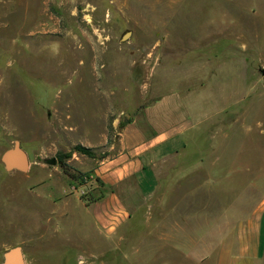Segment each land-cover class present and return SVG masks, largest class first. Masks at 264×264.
Returning <instances> with one entry per match:
<instances>
[{
	"label": "rangeland",
	"instance_id": "obj_1",
	"mask_svg": "<svg viewBox=\"0 0 264 264\" xmlns=\"http://www.w3.org/2000/svg\"><path fill=\"white\" fill-rule=\"evenodd\" d=\"M16 145L26 171L1 162ZM132 145L144 175L128 197L153 207L106 237L81 201ZM63 188L79 201L53 202ZM253 214L264 237V0H0V264L15 246L25 264H217Z\"/></svg>",
	"mask_w": 264,
	"mask_h": 264
},
{
	"label": "crops",
	"instance_id": "obj_2",
	"mask_svg": "<svg viewBox=\"0 0 264 264\" xmlns=\"http://www.w3.org/2000/svg\"><path fill=\"white\" fill-rule=\"evenodd\" d=\"M105 118L106 114L104 115V119ZM139 137V135L132 136L136 142H142ZM152 140L153 148L167 143L165 142L166 140L163 141L160 138V135L155 136ZM133 141L125 140L123 144L127 147V145L129 146ZM78 144L84 147H89V145H91L90 141L87 139H80ZM141 157V153L137 152L134 145H132V148L122 150L118 152L116 156L100 161L98 166L93 169L92 176L98 177L104 184L103 196L93 200L89 204H85L81 201V205L83 206L85 214L91 218L93 227L98 231H103L106 237H118V235L132 222L134 210L138 207L145 205H148L150 209L153 207V202H149L151 199L146 197L131 199L128 197L127 185H129V182L133 181L134 178L139 180L142 175H144ZM27 178L29 179V176H27ZM63 189V193L65 194L53 197V202H61L65 207L66 204L71 203L70 200L73 199L71 198L73 195L76 197L75 200L79 201L75 194L67 192L65 188ZM254 213L256 214V211H254ZM57 214V218L60 219V221L68 215V213H65L64 209H60ZM144 216H146L145 220H152V216L149 213L142 215V217ZM165 219V217L162 218L161 216H157L153 223H155L158 228L159 224L162 225ZM243 224L245 226L241 227L237 233L232 230L231 232L228 231V233L223 236L217 251V264H264L263 218L259 215L254 216L253 214L243 219ZM163 228L165 229L166 225L163 226L162 229ZM175 229H177V227ZM256 234L257 243L253 245L252 242L253 239H256ZM164 237L170 239L171 235L169 234L168 237L164 235ZM120 239H124V235L121 234V236H119V240ZM238 241L241 243L242 252L244 254L240 259L232 258L231 256ZM256 246L258 248L255 254L253 249Z\"/></svg>",
	"mask_w": 264,
	"mask_h": 264
},
{
	"label": "water",
	"instance_id": "obj_3",
	"mask_svg": "<svg viewBox=\"0 0 264 264\" xmlns=\"http://www.w3.org/2000/svg\"><path fill=\"white\" fill-rule=\"evenodd\" d=\"M128 34L122 37L126 40ZM129 115L125 114L122 117V122H126ZM1 162L6 169H15L19 171H26L28 168V158L25 151L18 145L6 151L2 157ZM2 264H25L21 248L18 246L8 249L3 256Z\"/></svg>",
	"mask_w": 264,
	"mask_h": 264
},
{
	"label": "trees",
	"instance_id": "obj_4",
	"mask_svg": "<svg viewBox=\"0 0 264 264\" xmlns=\"http://www.w3.org/2000/svg\"><path fill=\"white\" fill-rule=\"evenodd\" d=\"M74 151H75V152H78V153H80V154L87 155V156H90V155H91V154H90V151H89L88 149L83 148V147H81V146H76V147L74 148ZM60 156H61V155L58 156L59 159H60ZM60 160H61V159H60ZM59 166H60V168H61L63 174H64L66 177H68L71 181H76V180H77V176H76V174L74 175V174H72L71 172H69V171L67 170L66 164L61 163ZM87 203H89V201H88Z\"/></svg>",
	"mask_w": 264,
	"mask_h": 264
},
{
	"label": "flooded vegetation",
	"instance_id": "obj_5",
	"mask_svg": "<svg viewBox=\"0 0 264 264\" xmlns=\"http://www.w3.org/2000/svg\"><path fill=\"white\" fill-rule=\"evenodd\" d=\"M54 161H55V163H58L59 165H60L61 163H63L62 160H60V159H58V158H55V159L52 160L51 162L53 163Z\"/></svg>",
	"mask_w": 264,
	"mask_h": 264
}]
</instances>
